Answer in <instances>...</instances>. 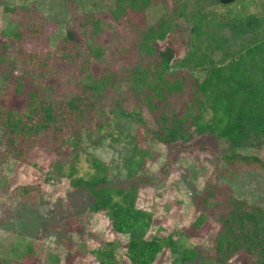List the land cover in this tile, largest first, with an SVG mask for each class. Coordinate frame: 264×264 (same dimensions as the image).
I'll list each match as a JSON object with an SVG mask.
<instances>
[{"label":"trees","instance_id":"trees-1","mask_svg":"<svg viewBox=\"0 0 264 264\" xmlns=\"http://www.w3.org/2000/svg\"><path fill=\"white\" fill-rule=\"evenodd\" d=\"M63 1L72 8L77 0ZM150 1L112 0L114 9L109 16L117 21L122 17L131 20L130 16L141 14ZM233 1L161 0L166 8L177 7L180 17L172 18L165 13L153 29L145 30L131 27V23L130 27L135 29L139 38V56H149L152 60L146 66L137 64L131 69L125 81L127 88L114 101L115 108L131 119L140 121V105L152 114L156 129L145 128L143 141L188 142L193 134H212L223 141L219 153L223 167L215 172V176L227 178L245 168L264 171V160L258 155L239 152L246 147L258 149L264 145V15L227 8L225 12L217 10ZM3 9L9 16L23 13V20L9 18L0 37V165L9 159L25 162L29 150L40 140L52 144L50 152L56 157L62 156V146L78 145V141L74 142V137L71 139L70 136L95 121L91 112L103 99L101 94L111 82L105 77L81 76L87 69L88 58L101 56L102 51L91 38L102 30L104 24L94 14H81L77 26L81 28L80 34L86 36L84 43L68 44L65 38H61L60 43L67 44L62 47L60 58L64 63H75L77 83L74 90L54 95L55 84L49 80L53 74L49 53L42 49L25 52L21 47L17 48L18 42L38 34L44 20L35 16V10L29 4L4 6ZM76 10L73 9L74 13ZM180 21L182 28H179ZM172 30H177L185 42L187 52L181 59L176 58L170 48L156 51L154 47L157 40ZM171 67L182 70L184 77L166 89L163 83L170 80L161 77V82L158 78ZM185 78L192 86L188 97L183 99L180 83L186 82ZM9 91L15 96H23L22 109L9 107L3 101ZM175 94L180 97V110L175 106L167 111L168 98ZM129 100L133 101L131 107ZM129 140L131 143V138ZM112 141L119 139L112 138ZM132 147L133 153L123 164L126 179L135 176L142 166L141 161L149 153L141 147ZM62 159L53 165L58 173L64 169ZM89 161L94 173L87 179L75 177L71 166L67 173L60 175L70 180L73 189H83L95 195L89 210L105 214L112 232L128 235L124 253L128 264H152L164 249L172 251L170 254L175 264L194 260L196 251L182 249L170 235L145 238L151 214L135 207L137 188L134 183L113 187L105 177L108 164L94 156ZM216 187L194 192L191 199L199 211L192 227L199 228L211 217L208 215L211 208L215 209L211 221L218 226L210 252L203 250L198 264H227L240 252L247 255L246 264H264V207L231 194L223 196ZM30 190L28 186L15 188L12 197L27 200ZM12 239L9 246L12 254H17L15 257L34 251L32 239L23 236ZM114 248L111 242L92 251L97 263L116 264Z\"/></svg>","mask_w":264,"mask_h":264},{"label":"rangeland","instance_id":"rangeland-1","mask_svg":"<svg viewBox=\"0 0 264 264\" xmlns=\"http://www.w3.org/2000/svg\"><path fill=\"white\" fill-rule=\"evenodd\" d=\"M22 4H29L35 10V16L41 17L44 23L34 38L26 37L18 42L17 48L21 47L25 52H38L42 49L49 53L53 66L49 80L55 84L54 95L66 94L76 86L77 66L75 63H64L60 58L62 47L67 44L64 41L60 43V40L63 37L68 44L84 43L86 36L80 34L81 28L77 26V21L78 16L85 13L94 14L104 25L91 38L102 51L101 56L97 59L88 58L86 52H83L88 62L81 76L89 75L93 79L105 77L111 82L101 94L103 99L91 112L95 119L93 124L70 136L71 139L74 137V142L78 141V145L62 146L63 155L56 157L50 152L52 144L40 140L29 150L25 162L9 159L0 165V264H12V261L13 264H98L92 251L111 242L115 246L113 254L116 264H128L124 255L128 235L112 232L105 214H95L89 210L95 195L83 189H73L70 180L60 175L67 173L71 166L75 170V177L87 179L94 173L89 161L91 156L108 164L105 177L113 187L127 186L131 182L136 186L135 207L151 214L145 238H165L170 235L182 249L193 248L196 251L194 260L184 264H198L203 250L210 252L218 229L211 221L215 210L213 208L208 211L211 217L199 228L192 227L199 213L191 202L194 192L209 187L212 189L217 185L216 188L221 190L219 194L223 193V196L231 194L237 199L264 207V171L245 168L231 178L215 176V172L223 167L219 161L223 141L212 134H193L188 142L170 144L155 140L143 141L146 138L145 128L156 129L148 109L140 105L139 121L131 119L114 106V101L127 88L125 81L131 69L137 64L146 66L152 60L149 56H139V38L131 27L153 29L165 13L177 19L180 17L177 7L166 8L161 0H151L141 14H132L131 20L122 17L117 21L109 16L114 9L112 0H77L72 8L63 0H0V37L9 18L23 20V13L9 16L3 7ZM75 8L76 13L73 11ZM226 8L264 15V0H235L217 10L225 12ZM178 20L183 21L181 18ZM181 21L179 28L183 26ZM131 23L136 27L131 26ZM184 43L181 34L172 30L163 39L157 40L154 47L156 51L170 48L174 50L175 57L181 59L187 52ZM173 69L165 70L158 78L161 82V77L170 80L163 83L166 89L184 77L182 70ZM180 84L184 92L182 97L186 99L192 85L187 83V79ZM3 98L9 107L23 108L22 95L15 96L9 91ZM168 99L170 103L165 106L167 111L175 106L179 108V96L175 94ZM132 102L129 100V107ZM112 138L119 141H112ZM132 146L141 147L149 153L141 161L142 166L135 176L126 179L123 164L133 153ZM239 152L258 155L264 160V145L258 149L246 147ZM58 159H62L64 168L61 173L53 167ZM21 186L31 189L29 199L12 197L15 188ZM222 204L225 206V203ZM15 236L32 239L34 251L15 257L17 254L13 255L9 246ZM171 252L164 249L152 264H175ZM6 257L7 261L4 262ZM246 262L247 255L240 252L227 264Z\"/></svg>","mask_w":264,"mask_h":264}]
</instances>
